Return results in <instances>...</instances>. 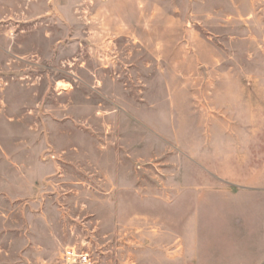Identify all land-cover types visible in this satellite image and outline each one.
<instances>
[{
    "label": "rangeland",
    "instance_id": "374dc122",
    "mask_svg": "<svg viewBox=\"0 0 264 264\" xmlns=\"http://www.w3.org/2000/svg\"><path fill=\"white\" fill-rule=\"evenodd\" d=\"M244 157L264 0H0V264H191Z\"/></svg>",
    "mask_w": 264,
    "mask_h": 264
},
{
    "label": "crops",
    "instance_id": "0c3cea01",
    "mask_svg": "<svg viewBox=\"0 0 264 264\" xmlns=\"http://www.w3.org/2000/svg\"><path fill=\"white\" fill-rule=\"evenodd\" d=\"M243 141L248 142L244 144L247 146L251 142L245 137ZM224 143L226 147V139ZM235 145L237 147L236 142ZM228 159L230 158L226 155L224 166H227ZM234 168L236 173L241 172L242 177L230 179L226 176L224 180L238 187L225 185L219 195L221 201L225 200V206L230 203V208L237 211H226L221 204L223 211H218L217 244L215 245L213 238L209 243L206 242L204 233L208 231L204 227V238L202 242L197 240V257L190 261L191 264H212L211 261L216 256L221 259L219 264H264V165L253 173L249 170L251 166L248 159L244 157L242 160L235 159ZM248 257L250 260H247Z\"/></svg>",
    "mask_w": 264,
    "mask_h": 264
},
{
    "label": "built area",
    "instance_id": "2783aa9c",
    "mask_svg": "<svg viewBox=\"0 0 264 264\" xmlns=\"http://www.w3.org/2000/svg\"><path fill=\"white\" fill-rule=\"evenodd\" d=\"M63 264H92V261L88 253L73 247L65 251L63 255Z\"/></svg>",
    "mask_w": 264,
    "mask_h": 264
}]
</instances>
